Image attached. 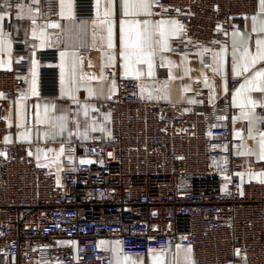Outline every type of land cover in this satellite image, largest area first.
Instances as JSON below:
<instances>
[{
	"label": "built area",
	"instance_id": "built-area-1",
	"mask_svg": "<svg viewBox=\"0 0 264 264\" xmlns=\"http://www.w3.org/2000/svg\"><path fill=\"white\" fill-rule=\"evenodd\" d=\"M25 3L0 0L8 30ZM58 5L30 4L34 23L57 19ZM258 7L259 0H157L154 12L175 18L177 49L194 52L227 44ZM94 12L95 0H75L78 22ZM32 53L14 41L17 61L0 70L6 99L24 94ZM35 53L40 97L59 98V51ZM193 96L189 111L146 102L136 80L118 78L116 94L93 115L109 117V138L66 145L60 181L27 145L7 143L11 129L0 118V264H112L108 241L119 242L122 256L178 246L191 249L193 264H264V184L242 183L230 112L201 87Z\"/></svg>",
	"mask_w": 264,
	"mask_h": 264
},
{
	"label": "crops",
	"instance_id": "crops-1",
	"mask_svg": "<svg viewBox=\"0 0 264 264\" xmlns=\"http://www.w3.org/2000/svg\"><path fill=\"white\" fill-rule=\"evenodd\" d=\"M156 2L154 0L150 14L142 11L138 15L125 16L122 0H95L94 16L78 22L75 0H59V17L37 25L34 20L39 14L30 4H43L44 0H28L18 8L10 30L7 29L8 16L0 14L3 17L0 19V70H11L16 63L13 54L16 39L34 50L28 59L24 94L15 101L0 95V118L6 120L11 129L7 143L27 145L36 162L49 168L60 181L67 160L66 145L99 136L109 138V117L95 120L93 115L116 94L118 78L136 80L140 100L165 102L184 111L195 105L193 94L201 87L208 92L211 104L231 114L234 143L230 149L244 167L242 183L264 184V170L259 169L264 165V159L260 158V134L264 133L260 111L264 109V92L241 91L237 95L246 77L264 69V61L242 75H236L233 70L234 64L242 68L250 61L240 48L241 37L251 53L255 52V41L264 39V33L252 31L253 16H257V28L259 21L264 20L259 7L255 14L234 27L227 44L181 52L175 45L183 36L181 25L173 17L156 14ZM144 21L148 22L146 26ZM160 21H165L169 50L158 51L153 57V74L149 76L146 63L135 64L124 59L123 38L145 27L151 32ZM50 50L59 51V98H43L39 94V71L43 64L35 52ZM126 63L130 64L127 73ZM134 69L143 74L137 78ZM232 81L236 82L233 87ZM103 246L110 252L112 264H188V259L193 264L191 252L183 247L171 246L147 256H122L118 241L104 242ZM125 257L129 259L125 261Z\"/></svg>",
	"mask_w": 264,
	"mask_h": 264
},
{
	"label": "snow or ice",
	"instance_id": "snow-or-ice-1",
	"mask_svg": "<svg viewBox=\"0 0 264 264\" xmlns=\"http://www.w3.org/2000/svg\"><path fill=\"white\" fill-rule=\"evenodd\" d=\"M154 0H122L121 7L125 16L127 15H138L140 12H149L153 5ZM260 16L264 17V0H259ZM107 14V13H106ZM150 14V12H149ZM3 17H0L2 19ZM252 31L257 33H264V20L259 21V28H257L258 19L257 16L252 17ZM176 24L175 21L172 22ZM148 24L144 21V25ZM52 27H58V25H52ZM111 29H109V33ZM239 35V34H237ZM125 52L122 53L126 61H131L135 64H144L148 66V75L151 76L152 73V59L157 54L158 51L169 50L167 45V36L165 33V21H160L153 27L151 32L145 27L142 31L138 33H131L123 38ZM111 46V44H109ZM236 48V42L234 41V49ZM240 48L243 49L245 57H250L249 63L245 64L242 68L240 65L234 64L233 70L236 75H242L243 73L249 72L250 68H255L258 62L264 61V39H257L255 41V52H249L248 45L243 42V37H241ZM63 55V53L61 54ZM135 58L132 60V58ZM243 59V57H242ZM129 63L125 64V70L127 73ZM135 75L139 78L143 73L138 69H134ZM241 91H260L264 92V69H259L254 71L252 76L246 77L244 84L241 85L240 89L237 90V95ZM90 94L91 91H90ZM251 102V101H250ZM243 107V105H241ZM255 106V105H253ZM247 118V114H245ZM260 158L264 159V133L260 134ZM62 151V150H61ZM84 161H82L83 163ZM190 252L191 249L189 248ZM125 261L129 258L125 257ZM187 259V258H186ZM188 264H192L191 260L188 259Z\"/></svg>",
	"mask_w": 264,
	"mask_h": 264
}]
</instances>
